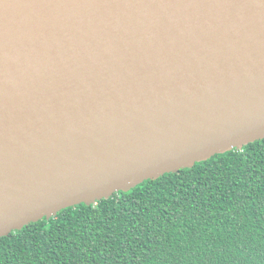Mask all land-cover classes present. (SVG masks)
<instances>
[{
	"label": "water",
	"instance_id": "obj_1",
	"mask_svg": "<svg viewBox=\"0 0 264 264\" xmlns=\"http://www.w3.org/2000/svg\"><path fill=\"white\" fill-rule=\"evenodd\" d=\"M264 139V0H0V239Z\"/></svg>",
	"mask_w": 264,
	"mask_h": 264
},
{
	"label": "trees",
	"instance_id": "obj_2",
	"mask_svg": "<svg viewBox=\"0 0 264 264\" xmlns=\"http://www.w3.org/2000/svg\"><path fill=\"white\" fill-rule=\"evenodd\" d=\"M0 264H264V139L32 223Z\"/></svg>",
	"mask_w": 264,
	"mask_h": 264
}]
</instances>
